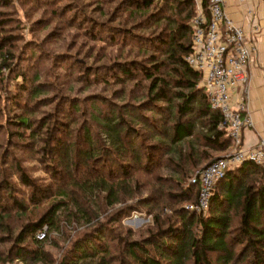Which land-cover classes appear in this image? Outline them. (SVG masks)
Segmentation results:
<instances>
[{
  "label": "rangeland",
  "instance_id": "374dc122",
  "mask_svg": "<svg viewBox=\"0 0 264 264\" xmlns=\"http://www.w3.org/2000/svg\"><path fill=\"white\" fill-rule=\"evenodd\" d=\"M160 3V0H155L150 6L149 10L154 15L148 19L127 14L124 3L119 0H0V178L6 177L13 182V189L3 191L5 195L2 194L1 198L6 209L0 217V264H62L60 259L70 241L98 220L112 233L111 237H103V245H107L106 251L113 260L111 264H118L116 258L120 247L116 235L123 236L124 228L131 232L128 238L141 237L147 228L154 229V212L159 214L162 226L175 220V208L190 203L177 202L169 195L177 189L169 178L172 169L163 163L167 152L162 148V152L157 153L158 162L150 165L149 171L131 166L133 161H129L123 190L112 181L113 189H120L116 195L120 200L96 208L97 216L89 221L71 200L60 206L55 211L54 224L49 229L45 228V238L39 245L45 256H13L15 246L12 247V237L17 234L19 226L38 217L54 198L49 197L33 205L27 202V188L17 181L16 166H20L38 187L49 184V169L61 167L50 150L53 136L57 134L59 137L57 131L62 134V139L75 141L80 146L82 137L75 139V136L87 127L94 147L107 146L108 134L91 116L111 117L112 111H121L126 121L134 117L140 119L134 122L140 134L134 141L139 152L143 149L137 146L138 141L149 143L154 139L148 138L149 124H153L150 119H162L163 127L168 128L171 119L161 107L165 102L159 100L152 104L147 101V80L137 72L124 82L118 81V76L125 77L115 65L127 59L142 63L149 58L148 54L154 51L146 45L149 35L163 23L159 20L156 25H151L150 18L169 13L163 6L158 8ZM124 28L131 30L128 36L131 40L125 38ZM23 117L29 120L30 128L16 122ZM192 119L194 131H205L199 124L201 118L194 116ZM60 127H64L62 131ZM46 139L50 144L48 153L42 150ZM199 149L204 153L196 159L194 169L183 176V184L210 158L225 155L231 147L228 145L217 150L201 146ZM102 154L89 164L95 170L101 167L102 157H109L105 151ZM73 167L71 163L69 169ZM57 172L62 173L61 169ZM256 176L251 180H256ZM12 197L23 200L26 209L16 211L10 205ZM89 197L92 206L96 207L99 199L92 195ZM125 206L133 209L117 217L116 209ZM231 213V225H234L236 215L233 211ZM96 256H87L79 261L95 264Z\"/></svg>",
  "mask_w": 264,
  "mask_h": 264
},
{
  "label": "trees",
  "instance_id": "16d2710c",
  "mask_svg": "<svg viewBox=\"0 0 264 264\" xmlns=\"http://www.w3.org/2000/svg\"><path fill=\"white\" fill-rule=\"evenodd\" d=\"M119 1L124 3L127 14L146 16L148 19L154 15L149 8L155 0ZM160 2L161 6L158 8L163 6L169 13L150 18L151 25L163 20L161 27L155 32L151 30L149 42L146 44L154 48V51L150 52L149 58L142 63L127 59L118 61L115 65L118 72L125 77L118 76V81L124 82V79L133 77L137 72L147 80V101L152 104L159 100L165 102L161 107L171 119L168 128L163 127L162 119H150L149 122L153 124H149L148 138L154 139L149 143L138 141L137 146L143 149L139 152L134 146L135 139L140 135L134 122L140 119L134 117L126 121L121 111H112L111 117H97L96 114L91 116L103 132L108 134L107 146L94 147L87 127H83L81 134L75 136V139L82 137L80 146L76 145L75 141L62 139V134L57 131L59 137L57 134L53 136L50 150L52 157L56 159L55 162L61 167L54 166L49 169V184L43 188L38 187L20 166H16L17 181L27 188V202L33 205L49 197L54 198L51 199L48 209L34 220L24 221L19 226L17 234L12 237L15 258L45 256L39 246L42 240L35 237V231L43 225L49 229L54 224L55 211L65 205L67 200L76 205L87 221L97 216L96 208L106 204L112 205L119 199L116 197L119 190H123L125 179L128 177L126 167L130 166L129 161H133L131 166L149 171L150 165L158 162L157 153L167 152L163 163L172 169L169 178L175 182L177 189V192L169 195L177 202H194L197 183L187 181L183 184V176L194 169L196 159L204 153L199 148L206 146L222 150L230 145L226 132L217 127L221 118L220 112L210 108L203 88L199 85V72L187 65L184 59L191 50L189 19L193 13V1ZM206 5L207 0H203L204 14L207 12ZM123 30L125 38L131 40V37H128L131 30ZM158 112L159 110H156V113ZM194 116L201 118L199 124L205 131H194ZM16 122L30 128L29 120L24 117ZM62 128L64 127L59 129L62 131ZM44 142L42 150L48 153L47 147L50 144L47 139ZM162 148L164 149L161 151ZM104 151L109 157H102L101 167L95 170L96 168L89 164L97 156H103ZM126 157L129 160H126ZM213 158L215 157L209 160ZM71 163L73 169H69ZM58 169H61L62 173H58ZM252 175H258L256 180H251ZM113 180L120 189H113ZM12 189V181L6 177L0 178V217L6 209L1 201L3 191ZM210 193L204 213L179 205L174 209L175 220L162 226L159 224V214L154 212V229L147 228L146 234L141 237L128 238L127 235L131 232L124 228L126 232L123 236L116 235L120 247L119 256L116 258L118 264H264V171L251 161H242L239 165L227 168L222 178L214 183ZM89 195L99 199L96 207L92 206ZM9 196L11 195H6ZM19 199H10V205L16 211L27 207L23 200ZM131 209L133 207L125 206L116 209L115 213H118L119 217L129 213ZM232 211L236 215L234 225H231ZM114 218L115 215L113 220ZM107 236H112L109 227L101 220L94 221L83 233L70 241L60 263L77 264L84 257L97 255L95 264H111L113 260L106 251L107 245H103V237ZM25 240L28 242L25 243Z\"/></svg>",
  "mask_w": 264,
  "mask_h": 264
},
{
  "label": "built area",
  "instance_id": "2783aa9c",
  "mask_svg": "<svg viewBox=\"0 0 264 264\" xmlns=\"http://www.w3.org/2000/svg\"><path fill=\"white\" fill-rule=\"evenodd\" d=\"M193 1V13L189 19L191 28L190 52L184 59L200 74L210 108L217 110L221 118L217 127L229 137L231 150L217 156L190 177L197 183L194 202L185 208L205 212L214 183L222 178L227 168L251 161L264 171V137L253 145L243 143L242 130L252 125L247 110L249 79L248 62L256 51L240 24L226 13L225 0H207L206 13L203 0ZM250 14V10H248ZM38 240L45 238V226L35 231Z\"/></svg>",
  "mask_w": 264,
  "mask_h": 264
},
{
  "label": "crops",
  "instance_id": "0c3cea01",
  "mask_svg": "<svg viewBox=\"0 0 264 264\" xmlns=\"http://www.w3.org/2000/svg\"><path fill=\"white\" fill-rule=\"evenodd\" d=\"M224 8L256 47L247 68L249 89L246 106L252 125L242 130L243 143L253 145L258 138L264 137V0H225Z\"/></svg>",
  "mask_w": 264,
  "mask_h": 264
}]
</instances>
